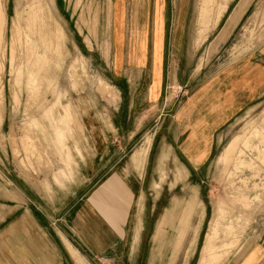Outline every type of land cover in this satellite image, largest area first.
Wrapping results in <instances>:
<instances>
[{
	"label": "rangeland",
	"instance_id": "1",
	"mask_svg": "<svg viewBox=\"0 0 264 264\" xmlns=\"http://www.w3.org/2000/svg\"><path fill=\"white\" fill-rule=\"evenodd\" d=\"M83 1L75 0L79 20ZM251 1L221 5L223 0H190L187 74L178 83L165 85L156 109L140 113L146 118L136 156L160 154L163 142L171 144L172 136L166 133L171 131V119L204 78L189 79L198 59L207 77L248 55L261 60L264 0L250 5ZM60 2L0 0L3 188L2 179L20 180L23 174L45 180L51 176L59 185L63 179L70 180L77 158L96 154L90 127L109 125V115L119 105L109 70L112 55L93 52L88 46L87 50L80 36L84 32L73 27ZM215 136L205 166L190 171L193 179L181 181L182 171L169 158V165L158 174L164 180L144 181L133 221L137 228L145 219L153 225L173 200L154 241L150 235L141 238L142 257L152 254L159 264H200L201 260L203 264H264V89ZM142 170L138 169L141 175ZM151 172L150 166L145 168V179ZM3 193L0 186V203L5 202ZM178 210L180 217L175 216ZM174 216L179 228L167 252L161 249V234Z\"/></svg>",
	"mask_w": 264,
	"mask_h": 264
},
{
	"label": "crops",
	"instance_id": "2",
	"mask_svg": "<svg viewBox=\"0 0 264 264\" xmlns=\"http://www.w3.org/2000/svg\"><path fill=\"white\" fill-rule=\"evenodd\" d=\"M60 1L73 27L84 32V46L112 55L109 70L119 105L109 115V125L90 127L96 154H81L70 180L59 185L51 176L1 178L6 197L0 203V264H159L151 253L142 257L141 238L150 235L154 241L173 198L153 225L145 219L137 228L133 221L143 183L164 180L158 174L169 158L182 171L181 181L193 179L190 171L205 166L215 135L264 89V42L261 60L248 55L208 77L198 59L189 79L204 78L175 111L171 133L166 132L171 144L163 142L160 154L141 158L136 145L146 116L140 113L156 109L165 85L178 83L188 71L190 0H84L82 20L75 0ZM148 166L152 175L145 179ZM175 216L161 234V249L167 252L179 228Z\"/></svg>",
	"mask_w": 264,
	"mask_h": 264
}]
</instances>
